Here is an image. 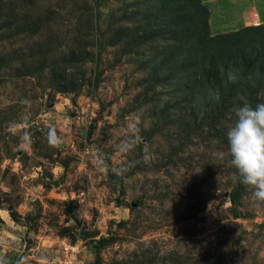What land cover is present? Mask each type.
Listing matches in <instances>:
<instances>
[{"label": "rangeland", "instance_id": "374dc122", "mask_svg": "<svg viewBox=\"0 0 264 264\" xmlns=\"http://www.w3.org/2000/svg\"><path fill=\"white\" fill-rule=\"evenodd\" d=\"M262 93L264 0H0V252L264 264L226 137Z\"/></svg>", "mask_w": 264, "mask_h": 264}, {"label": "clouds", "instance_id": "9594fccd", "mask_svg": "<svg viewBox=\"0 0 264 264\" xmlns=\"http://www.w3.org/2000/svg\"><path fill=\"white\" fill-rule=\"evenodd\" d=\"M234 117L226 134L229 163L235 169L233 177L250 190L252 202L261 206L264 205V103L237 107ZM49 140L51 146H58L55 135L50 134ZM0 264H9L3 252H0ZM17 264L27 261L21 258Z\"/></svg>", "mask_w": 264, "mask_h": 264}, {"label": "built area", "instance_id": "2783aa9c", "mask_svg": "<svg viewBox=\"0 0 264 264\" xmlns=\"http://www.w3.org/2000/svg\"><path fill=\"white\" fill-rule=\"evenodd\" d=\"M258 16H259L258 13H254L253 18L258 19L259 18ZM65 251H70L69 256L73 260V261H71L70 264H78L79 263L78 261L76 262V260L78 258V254H79L78 248H76L74 246H67L65 248ZM67 261H69V260H67ZM65 264H67V263H65Z\"/></svg>", "mask_w": 264, "mask_h": 264}]
</instances>
